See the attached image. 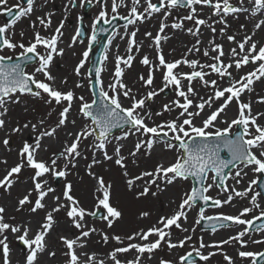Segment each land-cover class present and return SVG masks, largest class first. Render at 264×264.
<instances>
[{
	"label": "rangeland",
	"instance_id": "rangeland-1",
	"mask_svg": "<svg viewBox=\"0 0 264 264\" xmlns=\"http://www.w3.org/2000/svg\"><path fill=\"white\" fill-rule=\"evenodd\" d=\"M86 1L94 3L96 8L84 16ZM175 1L119 0L116 3V0H104L105 10L99 7L97 0L77 1L73 17L81 18L86 38L83 41L78 38L77 23L66 29L64 42H68L67 38L74 32L73 44L78 49L69 55L72 58L63 69H57V64H48L52 46L60 39L57 32L63 31L57 21L67 18L64 11L58 17L53 15L60 10L53 8L51 0H37L28 7L20 24L6 32L7 42L0 50V58L13 59L33 52L36 61L26 66L23 74L36 86V92H16L0 100V119L5 128L0 141V264H30L39 241L45 245V251L52 254L45 264H74L71 250L73 243L79 240H84L89 253L106 258L120 248L116 243L128 247L138 233H145L151 226H155L154 231L142 243L148 245L135 252L146 259L144 264H183L182 259L188 253L200 257L199 262L192 264H222L224 255H220L218 249L207 258L198 252L196 237L200 235L219 234L216 239L225 240L227 251L224 254H231L230 262L253 264L254 257L264 252V229L251 233L247 230L252 220L264 215V197L257 188L259 174L264 175V153L257 154L264 136L254 129L264 130V28L255 25L253 17L236 16L237 10L246 3L255 5L264 0L220 2L211 9L210 19L194 17L192 22L187 20L192 0H186L184 8L173 4ZM41 3L48 5L47 15L56 18L51 27L39 22L34 28L29 19L43 9ZM229 7L233 10L228 11ZM134 17L139 19L138 23ZM110 18L128 21L118 25L108 36L105 50L109 37L121 28L141 37L142 45L121 47L109 73L99 68V92L106 102L130 119L133 126L97 140L92 122L82 113V108L93 104L87 72L91 54L96 51V47L89 50L95 23L108 22ZM152 22L156 23L155 28L150 27ZM64 23L67 25V21ZM198 23L202 24L206 36L203 44L192 39ZM173 35L177 38L172 39ZM175 40L178 49H175ZM217 42L220 47L240 46L239 52H245L248 56L245 61L250 60L254 67L251 80L244 79L238 81V86H229L246 62L237 63L239 67L231 72L219 66L211 59L212 45ZM162 61L166 65L163 68ZM47 65L55 70L53 75L58 78L59 92L65 93L62 101L49 93L52 78L42 77ZM258 77L262 81L256 83L258 88L254 94L248 87ZM111 90L126 96L127 101L121 102L111 93L107 95ZM220 90L218 104L226 115L222 125L217 115L211 118L213 106H208ZM82 91L87 94L83 101L79 98ZM188 100L194 105L190 106ZM251 106L256 112L247 117V108ZM67 108L77 111L84 126L73 128L74 125H70L62 130V135L71 130V137L59 150L33 158L30 151L35 141L53 139L64 127L63 116L70 119L74 116ZM116 117L123 119L120 115ZM237 125L243 130L253 161L233 168L222 188L217 187L213 175L208 174L205 197L217 201L218 205L200 211L198 204L187 202L191 181L174 174L183 158L177 143H185L192 137L232 136ZM24 128L27 129L25 134L22 133ZM161 134L166 141L158 138ZM153 145L158 146L164 156L171 150L174 152V159H170L164 171L159 169L155 158H148ZM37 163L44 168L46 182L61 205L56 211L44 209L35 215L39 190L32 189L30 183L38 170ZM169 182H174V186L166 202L162 193ZM13 188L15 192L11 191ZM96 211L101 212L103 218L91 219ZM162 212L170 225L156 219L155 213ZM31 215L34 220H27ZM215 216L228 218L233 223L216 230H200L201 219ZM120 221L125 225L117 229L114 225ZM20 224L36 228L34 232H18ZM183 227L191 239L179 241L177 235L182 233ZM47 232H51L50 240L45 238ZM171 242H175L174 245ZM115 256L111 264L127 261L125 254L116 252Z\"/></svg>",
	"mask_w": 264,
	"mask_h": 264
},
{
	"label": "bare ground",
	"instance_id": "bare-ground-1",
	"mask_svg": "<svg viewBox=\"0 0 264 264\" xmlns=\"http://www.w3.org/2000/svg\"><path fill=\"white\" fill-rule=\"evenodd\" d=\"M119 0H116V3H118ZM228 1L231 0H192L193 2V7L190 9V11L188 12V17L187 20L191 21V18L194 17H203L205 19H210L211 17V9L213 8L214 5H216L217 3H226ZM57 2L59 4H64L65 0H51V3ZM42 4V3H41ZM65 4H69V2H65ZM42 6H44V3L42 4ZM45 8H43V10H38L37 12H35L33 14L32 17H30V21L33 23V27L36 28L40 23H42L43 25L47 24L48 26L53 23V21L56 20L55 17H58L59 15H62L61 10L59 12H57L56 14H53V18L49 17L47 15V13H49L48 11V5L44 6ZM69 9L66 7L65 11L63 12V14L66 15L67 18L62 19L61 21H57V23H61L58 24L60 27V30L63 31H59L57 32V35L60 39H57L55 44L52 46V50L50 52V56H49V62L48 64H57L56 68L57 69H63L65 68L70 59L72 58V56H69L70 54L74 53L78 48L77 45L73 44L74 42V32L69 36L68 42H64V37H66V29L69 27H72L73 24H70L68 17L73 16V12L70 11L68 13ZM237 18H246V17H253L255 18V25L261 26L262 28H264V3L261 2L259 4H251V3H246L245 5H243L241 8H239V10H237ZM47 16V17H45ZM214 18V17H213ZM221 22H224V18H222L221 16L218 17ZM134 21H136L138 23V18L134 17L133 19ZM65 21H67V25L64 23ZM209 22V21H208ZM200 23V22H199ZM197 24L196 27L194 28L193 34L192 36H194L192 39L196 38L198 40V42L200 44H203L206 42V36L205 33L203 32L202 29V24ZM64 25H66L64 27ZM156 23L152 22L150 27L151 28H155ZM210 28L212 29V26L209 25ZM49 30V29H48ZM62 32L64 34V36L62 35ZM220 33V31H218ZM51 35H53V32H51ZM221 35V34H220ZM177 37L173 35L172 39H176ZM170 42L171 39H170ZM174 42V41H173ZM142 45V38L139 37L138 35H136L133 31H125L122 28L119 29L116 33H114L113 35H111L108 39L107 42V49L104 53V61L101 63V67H103V69L105 70L106 73H109L110 69L112 68V64L114 63L113 61L116 58V54L118 53L119 49L121 47L124 46H130V45ZM145 44V43H144ZM146 45V44H145ZM250 45V44H249ZM221 45L217 42L216 44L212 45V47L214 48L213 52H211V59L212 61L214 60L215 62L218 63L219 66L223 67L225 70L227 71H234L235 67H239V64L237 63H242L246 62L245 59L247 56V54L245 52L240 53V46L237 45V47H220ZM222 48V49H221ZM175 49H178V45L176 44V40H175ZM59 59L61 60V63L59 64L58 61ZM58 60V61H57ZM251 61L249 60V62H246L244 67L240 69L239 71V75L234 79V81H232L233 83L229 84H235L236 86H238V81L247 79V80H251L252 74L251 70L254 68L253 65H251ZM166 66L165 62L162 61V68ZM53 73H55V70L50 67L49 65H47L45 67V71L42 74V77H50L52 78V85H51V90L49 91L50 95L52 97H54L57 101H62L65 97V93H61L59 92V84H58V78L53 75ZM178 78H180L179 76H181L180 73L177 74ZM260 81H262V78L258 77L256 80H252L251 85L248 87V91H250L251 93H257V88H258V84L256 83H260ZM244 89V88H242ZM83 93L80 95V100L83 101L85 100L87 97V94L82 91ZM109 93H111V96H115L117 97V99L121 102H126L127 98L126 96L118 93V92H114V91H109L106 94L108 95ZM220 92H218L217 97L214 99L213 103H208V106H213V111L214 113H212L211 118H214L212 116L217 115L218 118V123L220 125H222V123L224 121H226V115L222 114V108L221 105L218 104L219 102V97H220ZM110 98V97H109ZM80 101V102H81ZM188 104H190V106H193V102L192 100H188ZM214 104V105H213ZM67 111H69L71 114L74 113V116H72V118H68L66 116H63L62 118V122L64 124L63 128H60L59 133L57 134V136H53V139H47V138H41L35 141L36 145L35 147L30 151V154L33 155H37V156H45L47 154L48 151L51 150H59L61 146H63L65 144V142H67L70 137H71V130L69 132H66L65 135L61 134V131L69 128L70 125L73 126V128L78 127L81 128L84 126L81 117L79 116V114L77 113V111H74L67 108ZM255 109L253 106L247 108V113L248 115H246L247 117L249 116H253V114L255 113ZM210 118V119H211ZM209 119V120H210ZM257 120V118H255ZM248 123L249 120L247 119ZM246 121V122H247ZM214 126V125H213ZM254 129L256 130L257 133H259L261 136H264V130H259L258 127H254ZM5 132V128H4V124L2 123L1 119H0V141L1 138L3 136ZM27 129L24 128L22 130V133H26ZM241 140H243L241 138ZM243 142V141H242ZM261 147L259 148L260 150H258V155H262V153H264V141L261 143ZM42 157V156H41ZM169 157V158H168ZM148 158H155L156 162H157V166L159 167V169L161 171H164L167 166V164L169 163L170 159H174V152L168 154V156H164L163 152H161L160 148L156 145H153L150 150H149V154H148ZM2 159V157H1ZM96 160V156L94 158ZM3 160V159H2ZM34 160V159H33ZM173 161V160H172ZM40 162V161H39ZM38 164V163H37ZM38 170L36 171V174L34 175V180L31 181L30 185L32 186V189L37 188L39 190V197H38V201L37 204L35 206V210H34V214L38 215L42 210H47V211H56L58 209H60V205L61 203H59V199L58 197L51 192V189L48 185V183L46 182L47 179H45V175H44V168L42 166H40L38 164ZM147 179V178H146ZM140 180V178H139ZM148 180V179H147ZM146 180V181H147ZM143 181H145L143 179ZM174 186V182H169L168 184L165 185L164 191L162 193L163 198L166 200V202H168L169 199V192L170 189ZM35 187V188H34ZM12 192L16 191V188H13L11 190ZM156 215V219L157 220H164L166 225H170L171 223L169 222V219L167 216H165V212H162L160 215H158L157 213H155ZM34 216L31 215L27 220H34L33 218ZM187 222L188 218H187ZM125 225L124 221H120L117 222L114 226L118 229H121L123 226ZM35 225H30L27 226L25 224H20L17 227L18 232H34L35 230ZM155 226H151L149 229H147L145 231V233L140 234L138 233L137 236H135V239L132 241V243L129 244L128 247H122V243H116V245H118V247H120L118 250H116L114 252V255H109L108 257H102V256H94L91 253H89L86 248H85V243L84 240H79L77 242L73 243V250H71V259L73 260L74 264H111L113 263V260H115L116 258V252L119 254H125L127 261L125 262V264H130L131 262H133V264H144L146 263V259H141V255H139L136 252V249H140V250H144V246H147L148 244H142L143 243V239L147 240L146 237H148V234L152 233L154 231ZM183 227V231L182 233H179L177 236L179 237V241L182 238L185 239H191V237L187 236V230ZM50 233L51 232H47L45 233V238L46 239H51L50 237ZM219 234H213V235H200L197 236L196 239L198 240V247L197 250L198 252L202 253V257L203 258H207L209 257L211 254L214 253V251H216L218 249L219 252H221L220 255H224V257L222 258L221 262L222 264H242L241 261L239 262H230L228 261L229 256L231 255L230 253H226L224 254L227 249L225 246V240H217L216 236H218ZM230 237H232L230 235ZM59 238V237H58ZM88 239V238H87ZM230 240V239H229ZM69 240H67V242H69ZM175 242H171V245H174ZM135 248V250H134ZM246 248H249L248 246ZM249 252V251H248ZM229 254V255H228ZM14 256H12L11 262H15L13 259ZM51 258L52 254L51 252H46L45 251V245L43 244L42 241H39L37 244V248L36 250H34V252L32 253V257L30 259V264H45L47 260V258ZM108 261V262H107ZM175 264V262L173 263Z\"/></svg>",
	"mask_w": 264,
	"mask_h": 264
},
{
	"label": "water",
	"instance_id": "water-1",
	"mask_svg": "<svg viewBox=\"0 0 264 264\" xmlns=\"http://www.w3.org/2000/svg\"><path fill=\"white\" fill-rule=\"evenodd\" d=\"M176 4L181 6L186 5L184 0H178ZM155 8L157 9L158 6ZM122 23H125V21H122ZM116 25V19L112 20L108 25L98 23V29L91 44V48H93L96 44L97 38L100 35L102 36L97 52L92 55V64L89 69V76L92 78L91 88L94 97V104L83 109V113L93 122V132L98 140H103L126 127L133 126L129 120L116 117L118 115L121 117L125 116L116 110V108L105 102L104 98L98 91L96 83L101 55L104 52L105 40ZM80 36L82 39L84 38V33L82 31H80ZM2 46L3 43L0 37V48H2ZM34 62L35 58L30 53L25 57H20L12 61L0 59V100L17 91L32 94L35 93L36 89L31 84L30 80L22 75L24 67ZM241 137L240 130H238L232 139H229L227 136L213 139L192 138L186 144H179L184 152V156L181 165L177 168L175 173L179 177L190 178L192 180L193 191L189 198L191 203L195 204L196 202H200L201 209L208 205H214V203H209L207 200L202 199L204 194L203 184L206 174L209 171L214 173L218 185L222 186L228 171L237 164L250 161V157L246 152V147L244 146ZM159 138L166 140L163 135H159ZM222 151L227 153V160L222 158ZM261 185L263 186L264 183ZM102 217L103 215L99 211L90 216L91 219H101ZM214 221H219L221 223L219 225H212ZM260 222L261 224H254L251 229L254 230L258 227L264 226V219ZM228 223L229 222H224L221 219L203 220L201 222V227L203 229H211ZM195 261H198L197 257L188 255L183 262L188 264ZM263 262L264 255L256 260L257 264Z\"/></svg>",
	"mask_w": 264,
	"mask_h": 264
},
{
	"label": "flooded vegetation",
	"instance_id": "flooded-vegetation-1",
	"mask_svg": "<svg viewBox=\"0 0 264 264\" xmlns=\"http://www.w3.org/2000/svg\"><path fill=\"white\" fill-rule=\"evenodd\" d=\"M36 1L37 0H30L28 2L26 0H0V32L2 33L5 43L7 42L6 32L10 28H14L16 24H20V19L29 11L28 7L32 6ZM77 1H80V0L65 1V2H69L68 5L65 4V2L64 4H59L60 6L58 5L57 2H54V3L52 2L51 5L53 6L55 10H61V11H65L67 7L69 9L68 13L72 11L73 16H74L77 11L76 10L78 6ZM97 2H98L99 7L102 8V10H105L104 7L106 6H104L105 5L104 0L102 1L97 0ZM61 6L65 7L64 10H62ZM95 8H96V5L94 3L87 2L83 6V11H82L83 15L86 16L88 12H90L91 10ZM73 16H70L71 18H68V19H69L70 24H73L72 26H74L77 23L76 32H78V29L80 25L82 24V21H81V18L80 19L78 18V16L76 19Z\"/></svg>",
	"mask_w": 264,
	"mask_h": 264
}]
</instances>
